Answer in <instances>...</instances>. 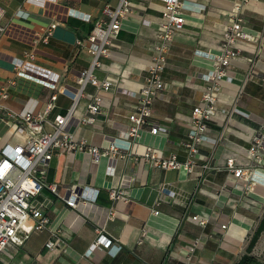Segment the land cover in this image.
<instances>
[{
	"label": "crops",
	"instance_id": "0c3cea01",
	"mask_svg": "<svg viewBox=\"0 0 264 264\" xmlns=\"http://www.w3.org/2000/svg\"><path fill=\"white\" fill-rule=\"evenodd\" d=\"M117 1L0 0V24L8 25L0 31V86L8 92L0 99V150L6 143L23 145L27 137L6 112L42 111L52 95L56 98L45 116L46 131L56 115L70 112L66 128L77 139L101 149L111 142L131 143L127 158L96 160L86 151H54L43 179L56 184L59 194L76 193L75 205L44 187L31 203L48 216L46 227L33 231L21 245L9 243L0 253V264H235L264 214V153L253 178L237 177L226 167L228 158L236 167L255 164L248 149L264 123V0L242 6L241 25L255 40L235 43L239 54L218 82L217 112L191 172L157 167L143 154L151 148L161 157L176 153L186 159L182 144L191 129V112L207 83L203 76L215 68L212 56L220 53L236 0H184L185 23L167 53L165 88L135 138L125 135L132 124L128 116L151 63L161 0H131V12L93 69L98 80L112 81L110 89L90 82L81 88L78 82L92 57L76 40L105 18L104 6L114 7ZM52 22L56 27L44 43L42 29ZM29 59L57 73L58 81L22 70L20 65ZM95 94L102 97L99 112L92 122H83ZM151 125L164 130L152 133ZM111 188L123 190L127 199H112ZM194 215L206 218L205 225L193 220ZM97 228L114 240L110 249L91 248ZM54 234L59 243L50 249L46 242ZM251 254L264 257V229Z\"/></svg>",
	"mask_w": 264,
	"mask_h": 264
},
{
	"label": "built area",
	"instance_id": "2783aa9c",
	"mask_svg": "<svg viewBox=\"0 0 264 264\" xmlns=\"http://www.w3.org/2000/svg\"><path fill=\"white\" fill-rule=\"evenodd\" d=\"M161 1L163 2L162 14L158 25L156 42L153 46L151 63L147 70L145 82L139 91L135 109L128 116L132 124L125 134L126 138L137 137L141 127L148 123L152 115L153 100L165 88L163 72L166 67L168 50L174 36L184 27V0ZM247 1H235L230 21L225 25L222 32L220 53L212 56L215 60V68L213 72L203 76L207 83L203 89L200 102L192 109L191 129L182 144L186 152V159H179L176 153L161 157L153 149L149 148L145 151L143 157L153 165L163 169L184 168L187 172H191L197 165L196 155L199 152V145L207 138L208 123L214 119L217 112L218 82L226 76L225 66L230 63L233 57L239 54L235 43L240 39L255 40V36L244 30L241 25L243 19L240 13L242 6ZM131 7V0H118L114 7L110 5L104 6L102 13L105 18H98L89 34L84 39L76 40L78 45L86 47L92 57L90 66L84 70L82 76L78 79L81 88L87 82H90L98 89H110L112 81L110 79L98 80L93 73V69L99 64V56L107 53L111 40L118 35L121 22L131 12ZM2 14L3 9L0 7V17ZM55 27V22L43 27L41 41L47 43ZM7 28L8 25L2 26L0 24V31L3 33ZM20 67L22 70L44 77L52 83H56L59 79L57 73L37 66L30 59L25 60ZM7 96V88L0 86V99H4ZM55 98L56 95H52L42 111L6 112V118L17 121L20 124V129L25 131L27 137L23 145L6 143L0 150V253L4 251L9 243L21 245L33 231L46 227L49 221L48 216L31 203L32 198L37 196L44 187H49L62 197L68 205H75L78 197L76 193L69 195L59 194L56 184H47L43 179L44 172L54 151H86L96 160L100 156L127 158L130 155L126 151L129 150L131 144L128 140L125 146H119L111 142L108 147L101 149L98 146L88 144L84 139H77L66 128L70 112L66 115H56L52 129L46 131L44 129L45 116L53 107ZM74 98H76V94H73ZM101 101V95L95 94L93 96L87 105V114L82 117L83 122L90 123L94 120V116L99 112ZM160 130H164V128L158 125H151L150 127L152 133ZM263 153L264 123L261 125L260 130L252 136L248 149V156L255 163L253 168L236 167L233 158L227 159L226 167L237 177L249 175V177L253 178L255 172H257L254 166L260 164ZM202 167H208V165L203 164ZM108 172L112 173L111 167H109ZM109 194L114 200L127 199L123 190L111 188ZM192 219L200 225H205L207 221L206 218H200L197 215L192 216ZM222 227H225V225H222ZM96 231L98 235L91 248L102 246L110 249L114 245V240L106 235L104 229L97 228ZM54 236V239H49L46 242V246L50 249H53L59 243V238L55 234ZM88 251L90 252V250Z\"/></svg>",
	"mask_w": 264,
	"mask_h": 264
},
{
	"label": "trees",
	"instance_id": "16d2710c",
	"mask_svg": "<svg viewBox=\"0 0 264 264\" xmlns=\"http://www.w3.org/2000/svg\"><path fill=\"white\" fill-rule=\"evenodd\" d=\"M263 229H264V214L250 237V240L247 245L246 253H244L235 264H264V257L262 259H259L251 254L252 248L254 247Z\"/></svg>",
	"mask_w": 264,
	"mask_h": 264
},
{
	"label": "rangeland",
	"instance_id": "374dc122",
	"mask_svg": "<svg viewBox=\"0 0 264 264\" xmlns=\"http://www.w3.org/2000/svg\"><path fill=\"white\" fill-rule=\"evenodd\" d=\"M262 258V257H261Z\"/></svg>",
	"mask_w": 264,
	"mask_h": 264
}]
</instances>
